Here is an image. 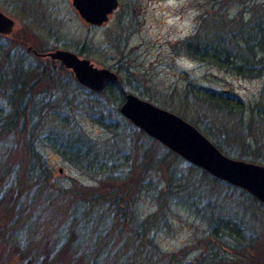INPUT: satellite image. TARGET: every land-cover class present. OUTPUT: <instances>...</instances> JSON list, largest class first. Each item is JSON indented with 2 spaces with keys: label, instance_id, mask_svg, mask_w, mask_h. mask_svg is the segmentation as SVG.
Returning a JSON list of instances; mask_svg holds the SVG:
<instances>
[{
  "label": "rangeland",
  "instance_id": "1",
  "mask_svg": "<svg viewBox=\"0 0 264 264\" xmlns=\"http://www.w3.org/2000/svg\"><path fill=\"white\" fill-rule=\"evenodd\" d=\"M223 3L118 0L105 20L93 24L79 14L71 0H0V9L14 19L9 32H0V44L4 48L12 42L11 55L21 54L27 63L38 60L26 50L27 44L40 45L43 50L61 46L77 51L97 65L116 70L125 92H135L180 114L213 142L219 140L222 147L230 148L226 154L240 157V151L245 150L248 158H240L264 163V71L255 76H242L212 60L188 54L182 45L202 14L208 19L202 28V34H206L216 25L215 20L217 25L224 21L236 26L239 17L247 20L252 13L246 8L249 5L243 7L240 0ZM221 15L224 17L220 18ZM262 54L263 51H258L256 56ZM243 56L232 59L243 62L246 59ZM62 75L66 85L47 96L52 102L45 109L40 133L44 135L54 128L64 134L79 130L82 137L94 141L99 160L92 168H82L41 136L37 147L46 157L51 176L46 184L38 185V199L32 201L35 220L25 239L26 246L29 242L42 255L40 264H48L47 258L51 257L57 264H92L96 249L99 254L94 264H140L147 256L149 264H181L198 254L203 246L201 239L210 235L211 227L220 231L221 239L231 243L229 228L235 222L242 226L253 224L252 230H261L263 224L259 222L264 220V204L258 198L174 153L139 129L119 111V105L101 92L78 84L65 73ZM190 86L236 93L242 99V106L234 113L219 111L203 103ZM65 90L67 100L61 97ZM4 107L0 95V112ZM239 125L243 126L242 130L237 129ZM233 137H237L235 141ZM7 141L10 143V139ZM146 149L156 157L141 177L133 210L138 218L156 211L158 214L157 222L145 231L151 244L136 245L138 238L134 239L131 225L119 223L101 205L71 201L72 197L60 188L74 184L97 185L105 177L125 175L130 161L134 157L142 158ZM53 185L58 186L59 192L51 196L44 194L47 186L53 189ZM11 193L10 189L5 191L2 200ZM26 199L25 203L31 201L28 196ZM251 215H257L258 219ZM211 236L214 243L219 241ZM138 246L145 248L144 257L139 255ZM227 247L219 244L216 250L226 253ZM16 249L13 247L11 252ZM168 253H172V260L166 258ZM10 256L1 243L0 264H16L8 263Z\"/></svg>",
  "mask_w": 264,
  "mask_h": 264
},
{
  "label": "trees",
  "instance_id": "2",
  "mask_svg": "<svg viewBox=\"0 0 264 264\" xmlns=\"http://www.w3.org/2000/svg\"><path fill=\"white\" fill-rule=\"evenodd\" d=\"M224 1L216 0L222 4ZM240 2L243 3V7L249 5L246 8L252 11L247 20L239 17L236 26H232V22L225 24L224 21L217 25L215 20L216 25L211 26L210 32L202 34V28L208 22L207 15L202 14L196 28L186 36L182 45L185 51L194 57L212 60L226 70L242 76H255L264 71V54L256 56L258 51L264 52V0L257 2L240 0ZM243 9L238 11L239 15ZM223 17L220 16V18ZM202 36H206L205 41H201ZM13 47L12 42L4 48L0 44V95L5 105L4 110L0 112V244H4L11 255L7 259L8 263L40 264L42 255L35 250L36 246L29 245V242L28 246L25 245L27 230L35 220L32 201L38 199L36 198L39 191L38 185L46 184L51 176L46 157L37 147L38 142L43 136L46 137L47 144L82 168L94 167L99 159L94 141L88 137H82L79 130L74 134H64L54 128L44 135L40 133L45 121V109L51 106L52 102V98L47 96L52 91L64 89L67 80L61 78L62 74L65 73L68 77L75 79L71 69L57 58L42 57L43 59H40V56L34 53L38 60L27 63L21 54L11 55ZM36 48L43 50L37 44ZM236 55H244L246 59L236 63L232 59ZM77 83L84 86L78 81ZM191 88L203 103L219 111L234 113L238 112L242 106L241 97L228 90H216L206 86H198V89ZM99 92L109 101L119 105L125 90L122 88L120 79L118 82H109ZM67 93V91L63 93L62 99L67 100ZM258 112L261 114V111ZM102 123L105 124L104 121ZM242 128L243 126L239 125L237 129L242 130ZM236 138L233 140L235 141ZM153 139L157 140V138ZM219 142L218 140L214 143L223 152L230 149L227 147L225 149ZM240 152V157L248 158L245 150ZM249 156L255 157V155ZM155 157L154 153L146 149L142 152V158L134 157L130 161L125 175L105 177L100 179L97 185L74 184L68 188H60V191L72 197L69 198L71 201L80 200L88 206L101 205L119 223L131 225L134 239L138 238V241L141 239L140 242L133 240L136 245L148 242L151 244L145 231L157 222L158 211L138 218L133 210V203L137 194L136 190L141 184V177L154 164ZM57 187L53 185V189H49L47 186L44 194L47 196L57 194L59 192ZM8 189L12 191L11 196L2 200L3 194ZM27 196L31 201L25 203ZM261 203L264 204L263 201ZM251 216L258 219L257 215ZM259 223L263 224L261 230L259 228L252 230L253 224L246 223L247 225L244 226L239 222H235L234 225L229 224L232 243L221 239L220 231L211 227L210 235L201 239L203 246L198 254L191 261L181 262V264H264V220ZM211 235L219 239L216 241L217 244L214 243L215 240ZM20 242L24 245L21 246ZM91 244L95 245V241ZM91 244L87 247L88 251ZM219 244L228 246L226 253L216 250ZM13 247L17 248L14 253L11 252ZM138 251L141 257L145 256V248L142 250L139 247ZM98 254L99 251L96 249L92 264L96 261ZM165 255L167 259H173L172 253ZM47 259L50 262L46 263L57 264L55 258ZM148 260L147 256V260L144 258L140 264H149Z\"/></svg>",
  "mask_w": 264,
  "mask_h": 264
},
{
  "label": "water",
  "instance_id": "3",
  "mask_svg": "<svg viewBox=\"0 0 264 264\" xmlns=\"http://www.w3.org/2000/svg\"><path fill=\"white\" fill-rule=\"evenodd\" d=\"M71 2L79 14L93 24H100L118 4V0ZM13 23V17L0 9V32H9ZM39 54L59 59L71 69L78 82L95 92L101 91L109 82L120 80L113 68L97 65L89 57L68 48L55 47ZM118 109L132 123L188 161L246 189L264 202V163L226 154L194 123L135 92L126 91Z\"/></svg>",
  "mask_w": 264,
  "mask_h": 264
},
{
  "label": "flooded vegetation",
  "instance_id": "4",
  "mask_svg": "<svg viewBox=\"0 0 264 264\" xmlns=\"http://www.w3.org/2000/svg\"><path fill=\"white\" fill-rule=\"evenodd\" d=\"M28 45H30V44H27L26 45V50L28 51V52H31V53H34V54H36V55H39V56H41V57H49V56H42V55H40L39 54V52H43V51H47V50H49V49H53V48H55V47H61V46H54V47H51V48H47V49H44V50H38L37 48H36V46H33V45H30V47L28 48L27 46ZM64 48H66V47H64ZM69 49V48H68ZM77 52V51H76ZM78 53V52H77ZM79 54V53H78ZM79 55H81V54H79Z\"/></svg>",
  "mask_w": 264,
  "mask_h": 264
}]
</instances>
